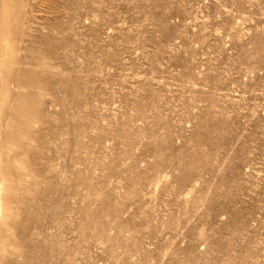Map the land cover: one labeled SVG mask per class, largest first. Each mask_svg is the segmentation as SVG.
I'll list each match as a JSON object with an SVG mask.
<instances>
[{
	"label": "rangeland",
	"instance_id": "1",
	"mask_svg": "<svg viewBox=\"0 0 264 264\" xmlns=\"http://www.w3.org/2000/svg\"><path fill=\"white\" fill-rule=\"evenodd\" d=\"M18 11L3 126L21 95L30 130L0 155L32 183L0 175V264H264V0Z\"/></svg>",
	"mask_w": 264,
	"mask_h": 264
},
{
	"label": "clouds",
	"instance_id": "2",
	"mask_svg": "<svg viewBox=\"0 0 264 264\" xmlns=\"http://www.w3.org/2000/svg\"><path fill=\"white\" fill-rule=\"evenodd\" d=\"M5 7H7V4H5ZM5 67L6 63L3 65V70L0 71V91L3 90V76ZM6 108L7 106L5 104L0 103V136H7V143L15 146L16 151L12 154V157L17 158L18 154L22 153L23 145L27 143V140H25L24 137L30 130V121L25 118L24 112L22 110L17 114L15 119H11L10 122H8L7 127L5 128L3 126V122L8 118V116L6 115ZM9 173H14L16 178L18 179V183L21 189L19 195L28 194L27 187L32 183V181L26 179V176L29 173L15 168L10 163L7 167H5L3 156L0 155V175H7ZM31 175L35 177L34 173H31ZM3 195V187L0 186V197H3ZM0 207H2V201H0ZM2 222V217H0V223ZM9 223H11V221H9ZM4 254V251L0 249V256Z\"/></svg>",
	"mask_w": 264,
	"mask_h": 264
},
{
	"label": "bare ground",
	"instance_id": "3",
	"mask_svg": "<svg viewBox=\"0 0 264 264\" xmlns=\"http://www.w3.org/2000/svg\"><path fill=\"white\" fill-rule=\"evenodd\" d=\"M5 4H7V7H5ZM18 6H19V0H0V70L1 71L3 70V65L5 63H6L5 69L11 65V61L6 58L7 50L5 46V37H8L10 35L11 30H9L8 28V26H10V23H12L13 26L17 25L20 16V13L18 11ZM15 32L16 30H13V33ZM6 75L7 74H5V76ZM6 80H7V76H6ZM5 93H6L5 89L3 88V90L0 91V102L3 104L5 103V99H6ZM23 100L24 98L21 97V95L20 97L17 98L16 106L13 108L12 113L18 114L19 112H21L22 109H20L18 104L22 103ZM28 115L31 116V113H29Z\"/></svg>",
	"mask_w": 264,
	"mask_h": 264
}]
</instances>
